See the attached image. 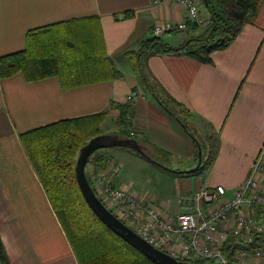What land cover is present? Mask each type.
<instances>
[{
	"label": "crops",
	"instance_id": "1",
	"mask_svg": "<svg viewBox=\"0 0 264 264\" xmlns=\"http://www.w3.org/2000/svg\"><path fill=\"white\" fill-rule=\"evenodd\" d=\"M259 5L234 42L213 53L212 63L178 55H154L144 62L158 93H166L184 107L187 114L177 112L196 131H212L219 147L203 175L184 176L176 172L181 168H172V161L186 165L184 170L195 168L197 142L144 89L135 59L127 52L150 37L157 23L186 20V7L171 0L162 5L154 0H0V56L24 49L31 29L91 18L73 24L76 34L86 31L97 42L101 39L111 65L121 74L71 88L64 87L57 76L32 82L21 73L0 78V236L10 264H79L20 135L61 120L107 112L100 136L115 137L119 110L112 104L125 105L135 90L143 94L129 102L134 110L132 132L143 150L148 149L147 141L169 151L171 157L161 164L127 147L106 148L112 185L135 195L144 207L154 205L173 215L185 210V198L203 188L222 185L232 195L248 177L264 145V0ZM125 12L133 15L124 18ZM200 13V26L205 27L206 9ZM202 30L196 29L191 36ZM184 39L179 32L162 36L173 47ZM101 71L106 68L100 65L97 72ZM109 126L111 131L106 130ZM129 163L137 164V172H147L145 188L124 177ZM117 166L118 173L114 172ZM155 166L164 171L160 177ZM94 170L91 163L86 165L91 183ZM259 181L264 188V173Z\"/></svg>",
	"mask_w": 264,
	"mask_h": 264
},
{
	"label": "trees",
	"instance_id": "2",
	"mask_svg": "<svg viewBox=\"0 0 264 264\" xmlns=\"http://www.w3.org/2000/svg\"><path fill=\"white\" fill-rule=\"evenodd\" d=\"M200 2L206 9L209 22L205 27L189 25L187 32L191 34L196 29H203L201 35H192L182 45L173 47L163 41L162 36L151 34L138 43L136 50L127 52L135 59L144 89L167 113L174 116L197 142V166L176 171L184 176L203 175L214 162L219 147L216 142L211 145V137L208 144L203 145L201 139L193 134L185 122L186 119L182 120L177 112L179 110L187 114L188 111L166 93H158L157 85L150 79L144 62L154 55H178L188 56L202 63H212L213 53L228 48L242 32L245 24L252 21L261 0ZM132 15L133 13L125 12L124 18ZM82 20L62 21L29 30L24 49L0 56V78L6 79L21 73L27 81L32 82L57 76L64 87L71 88L95 80L119 77L121 74L111 65L103 41L100 39L97 42L95 37L86 36V31L80 36L79 33L76 34L73 24ZM100 65L105 67L106 71L97 72ZM112 107L119 110L115 134L120 138L139 142L135 133L131 134L134 117L132 104H112ZM107 117L108 113L102 112L61 120L21 134L20 140L79 264H157L107 227L94 213L81 190L76 173L78 155L89 141L102 135L101 127ZM145 144L148 146V149L144 148L146 157L161 164L170 159L169 151L151 142L146 141ZM204 150L207 152L206 158ZM102 151L104 149L93 151L88 160L99 172L109 170L111 164L109 155L101 153ZM234 240V236H231L224 251L230 260L234 259ZM261 240H264V233L256 236V245ZM193 260V264H219L215 259ZM187 261L190 264V260ZM0 264H10L1 236Z\"/></svg>",
	"mask_w": 264,
	"mask_h": 264
},
{
	"label": "built area",
	"instance_id": "3",
	"mask_svg": "<svg viewBox=\"0 0 264 264\" xmlns=\"http://www.w3.org/2000/svg\"><path fill=\"white\" fill-rule=\"evenodd\" d=\"M168 0H154L162 5ZM188 10L184 21H165L152 28L153 36L172 32H187L189 25L203 24L197 0H171ZM133 91L128 101L142 96ZM120 167H115L118 173ZM113 173V172H112ZM264 173V145L252 165L246 180L228 196L219 185L203 188L191 197L185 210L173 215L142 202L124 189L113 186L111 172L102 171L92 178L93 189L103 204L137 235L153 247L176 260L190 258L215 259L219 264H264V240L256 245V236L264 233V188L259 178ZM231 236L233 260L224 253Z\"/></svg>",
	"mask_w": 264,
	"mask_h": 264
},
{
	"label": "water",
	"instance_id": "4",
	"mask_svg": "<svg viewBox=\"0 0 264 264\" xmlns=\"http://www.w3.org/2000/svg\"><path fill=\"white\" fill-rule=\"evenodd\" d=\"M111 147H127L143 156H146L139 142L134 139H124L118 136H98L93 138L80 151L77 159L76 173L83 195L94 211V213L103 221V223L115 232L119 237L141 251L147 258L157 264H186L185 261L176 260L167 253L153 247L151 244L137 235L130 227L121 221L112 211H110L99 197L92 190L88 181L85 168L90 155L97 149H106Z\"/></svg>",
	"mask_w": 264,
	"mask_h": 264
},
{
	"label": "rangeland",
	"instance_id": "5",
	"mask_svg": "<svg viewBox=\"0 0 264 264\" xmlns=\"http://www.w3.org/2000/svg\"><path fill=\"white\" fill-rule=\"evenodd\" d=\"M198 8H200V10L202 9V10H204V6L203 5H198ZM208 18H209V16H208ZM204 19H207L206 17L204 18ZM186 32V31H185ZM185 32H183V31H179V35L180 36H184L185 37V39H184V41H182V42H186L187 41V39H189L190 37H191V34H194V32L193 33H191L190 34V36H189V33L187 34V33H185ZM173 33V32H172ZM178 33V32H177ZM184 33V34H183ZM202 34V32L200 33H198L196 36H198V35H201ZM167 42V41H166ZM169 42V41H168ZM167 42V43H168ZM171 43V42H170ZM185 122L187 123V125L189 126V128L191 129V131L193 132V134H195L199 139H201V141H202V144L203 145H207L208 144V139H209V137H211V140H210V143H211V145L213 146L214 144H215V140H214V137H213V133H212V131H210L208 128L206 129V132H204V133H202V131L200 130V128H198V130L196 131V129H194V125L192 124V122H190V121H187V120H185ZM104 123V122H103ZM111 124V126H112V128H113V123H110ZM111 126H109V127H107V129L106 130H108V131H111ZM101 129H102V134L104 133L103 132V128L101 127ZM114 129V128H113ZM107 131V132H108ZM131 134H133V132L131 133ZM203 136V137H202ZM101 150H103V149H101ZM101 153H106V152H104V151H102ZM206 155H207V152L204 150V156H205V158H206ZM108 157V156H107ZM138 157V156H137ZM139 159V158H138ZM184 164H185V162L184 161H182ZM134 163H136V162H134ZM134 163H129L128 164V166L126 167V168H124L123 169V175H124V177L127 179V180H133L134 182H137V186H138V188L140 189L141 187H144V178H145V175H146V171H144V169H138V172L135 170V168L137 167V164H134ZM88 164V163H87ZM177 166L179 167V168H181V170L183 169H185V168H187V166L186 165H183V164H179L178 165V163H176V162H173L172 161V168H177ZM94 167V166H93ZM155 167H157V166H155ZM154 167V171H156L155 169H158V172L160 173V175H159V177L161 176V175H163L164 174V171L163 170H161V169H159V167H157V168H155ZM95 168V170H96V172H95V170H94V173H92L93 174V176L95 175V174H97V173H99V171L96 169V167H94ZM102 172V171H101ZM154 177H156V174H155V172H154ZM89 178V177H88ZM93 178V177H92ZM145 188V187H144ZM171 188V187H170ZM92 190L95 192V194L97 195V192L92 188ZM194 193H192V194H190V197L193 195ZM98 197H99V199H101V197L98 195ZM188 204H189V201H188ZM193 258H190V264H193ZM186 264H188V261H186L185 262Z\"/></svg>",
	"mask_w": 264,
	"mask_h": 264
}]
</instances>
